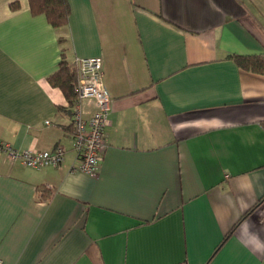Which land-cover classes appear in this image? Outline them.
Segmentation results:
<instances>
[{
	"label": "crops",
	"instance_id": "crops-1",
	"mask_svg": "<svg viewBox=\"0 0 264 264\" xmlns=\"http://www.w3.org/2000/svg\"><path fill=\"white\" fill-rule=\"evenodd\" d=\"M68 2L55 28L0 0V138L64 148L42 168L0 152L2 264H264V73L230 56L264 54V0ZM94 56L111 101L88 175L72 123L95 100L72 114L49 76Z\"/></svg>",
	"mask_w": 264,
	"mask_h": 264
},
{
	"label": "built area",
	"instance_id": "built-area-1",
	"mask_svg": "<svg viewBox=\"0 0 264 264\" xmlns=\"http://www.w3.org/2000/svg\"><path fill=\"white\" fill-rule=\"evenodd\" d=\"M74 61L78 73L75 85L78 101L75 105L84 97L94 98L96 104L94 113L88 119H85L75 106L73 146L79 159L76 169L88 175H96L106 146L104 127L108 124L111 96L102 82V58L100 56L77 57ZM0 152H4L9 159L18 160L32 168H42L49 165L58 166L64 160V148L62 146H57L53 150L35 148L19 150L1 138ZM0 264H2L1 258Z\"/></svg>",
	"mask_w": 264,
	"mask_h": 264
},
{
	"label": "trees",
	"instance_id": "trees-1",
	"mask_svg": "<svg viewBox=\"0 0 264 264\" xmlns=\"http://www.w3.org/2000/svg\"><path fill=\"white\" fill-rule=\"evenodd\" d=\"M28 1L31 13L44 14L53 27L60 28L67 25L70 14L68 0ZM230 56L233 57L236 63L242 68L256 73H264V54H231ZM77 76L78 73L75 61H68L64 57L59 63V69L49 76L50 83L54 86H58L63 91V94L72 109V114L74 105L78 101L77 92L75 90ZM39 190L45 199L49 198L52 194L51 189L47 185H42ZM248 212L249 211L244 213L241 218ZM230 231L226 236L230 234Z\"/></svg>",
	"mask_w": 264,
	"mask_h": 264
}]
</instances>
